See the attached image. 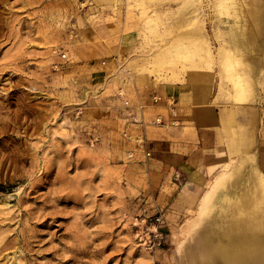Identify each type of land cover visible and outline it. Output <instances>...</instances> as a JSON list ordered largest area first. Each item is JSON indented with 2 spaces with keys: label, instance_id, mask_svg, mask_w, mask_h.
I'll return each instance as SVG.
<instances>
[{
  "label": "rangeland",
  "instance_id": "obj_1",
  "mask_svg": "<svg viewBox=\"0 0 264 264\" xmlns=\"http://www.w3.org/2000/svg\"><path fill=\"white\" fill-rule=\"evenodd\" d=\"M0 1V264H208L207 237L264 221L240 148L264 112V0ZM201 76L234 158L205 186L152 188L137 140L160 126L155 86Z\"/></svg>",
  "mask_w": 264,
  "mask_h": 264
},
{
  "label": "crops",
  "instance_id": "obj_2",
  "mask_svg": "<svg viewBox=\"0 0 264 264\" xmlns=\"http://www.w3.org/2000/svg\"><path fill=\"white\" fill-rule=\"evenodd\" d=\"M211 83L207 80L204 83L201 76L200 84L207 88L189 83L155 86V91L163 99H175L181 126L160 125L147 131V144L153 157L143 170L149 172L152 188H155V180L173 181L175 174L184 177L185 186H205L210 178L212 180L221 175L223 165L233 160L228 139L223 134L224 122L229 118L223 115L222 104L218 107L212 105L215 89ZM145 95L147 97L143 100L151 103L149 94ZM256 111L251 119L248 117L245 120L244 142L240 148L247 154L250 163L257 161L259 172L264 176V112ZM154 113L155 116L161 115L166 122L170 118L165 102L155 104ZM235 121L240 120L236 118ZM211 167L214 170L209 174Z\"/></svg>",
  "mask_w": 264,
  "mask_h": 264
},
{
  "label": "bare ground",
  "instance_id": "obj_3",
  "mask_svg": "<svg viewBox=\"0 0 264 264\" xmlns=\"http://www.w3.org/2000/svg\"><path fill=\"white\" fill-rule=\"evenodd\" d=\"M234 87L237 93H245V86L241 82L237 81V83L234 84ZM250 201V197H248L244 200V204ZM224 231L225 236L224 238H221L218 243H210L209 241H211V237H207V240L205 239L207 242H203L209 258L208 264H220L215 261L216 258L220 259L222 264H264L263 220L256 222L243 221L238 223L234 229L227 228Z\"/></svg>",
  "mask_w": 264,
  "mask_h": 264
},
{
  "label": "built area",
  "instance_id": "obj_4",
  "mask_svg": "<svg viewBox=\"0 0 264 264\" xmlns=\"http://www.w3.org/2000/svg\"><path fill=\"white\" fill-rule=\"evenodd\" d=\"M63 57L65 58L66 56H63ZM152 101L155 104L165 102L167 104L169 110H170V115H171V118H170V120H168L167 123L164 121L162 116H157V117H155V120H153V124H155V125L171 124L174 126L176 123H178V118H177L178 113H177V109H176L175 99H173L172 97H168V98L163 99V97L160 94L155 93L152 95ZM137 142H138L139 146L141 148H143V150H147V152L145 151L146 156H150L151 152L149 151V149L147 147V141H146L144 134L140 135ZM156 221L161 222V217L156 218ZM152 235L153 236L148 235V238H145V239H144V236H142L140 239L143 240L144 244H147L150 249H152L154 247L155 248L160 247L162 244V241H163L162 232H160L159 229L157 227H155V232H153Z\"/></svg>",
  "mask_w": 264,
  "mask_h": 264
}]
</instances>
